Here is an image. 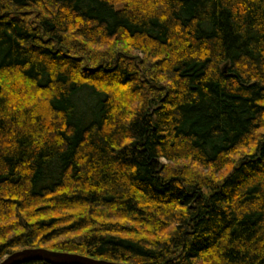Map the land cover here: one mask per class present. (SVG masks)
<instances>
[{"label": "trees", "instance_id": "1", "mask_svg": "<svg viewBox=\"0 0 264 264\" xmlns=\"http://www.w3.org/2000/svg\"><path fill=\"white\" fill-rule=\"evenodd\" d=\"M27 248L264 264V0H0V262Z\"/></svg>", "mask_w": 264, "mask_h": 264}, {"label": "water", "instance_id": "2", "mask_svg": "<svg viewBox=\"0 0 264 264\" xmlns=\"http://www.w3.org/2000/svg\"><path fill=\"white\" fill-rule=\"evenodd\" d=\"M30 262H43L46 264H126L92 259L87 256L78 254H70L66 252L48 251L43 248L39 249H24L16 251L5 257L0 264H28Z\"/></svg>", "mask_w": 264, "mask_h": 264}]
</instances>
